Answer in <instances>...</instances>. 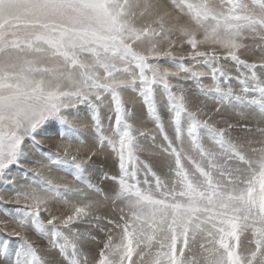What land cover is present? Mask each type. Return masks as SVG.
Returning a JSON list of instances; mask_svg holds the SVG:
<instances>
[{"label":"snow or ice","instance_id":"obj_1","mask_svg":"<svg viewBox=\"0 0 264 264\" xmlns=\"http://www.w3.org/2000/svg\"><path fill=\"white\" fill-rule=\"evenodd\" d=\"M189 84L211 113L190 106ZM128 92L159 145L132 122ZM85 119L95 148L82 157ZM53 127L61 142L45 151L38 137ZM141 137L155 159L141 158ZM29 150L47 163L25 168ZM105 153L117 168L101 176L107 190L89 178ZM0 184V212L17 225L0 264H90L88 241L102 244L91 264H264V0H0ZM55 203L70 207L57 215Z\"/></svg>","mask_w":264,"mask_h":264},{"label":"rangeland","instance_id":"obj_2","mask_svg":"<svg viewBox=\"0 0 264 264\" xmlns=\"http://www.w3.org/2000/svg\"><path fill=\"white\" fill-rule=\"evenodd\" d=\"M176 40V47L174 48V51L178 55H185L187 52L190 50L189 46L186 44L183 47H180L182 43V39L178 36L174 37ZM201 50H206L202 48ZM259 56V53L253 54L252 52L245 53L242 58H246L249 61L256 59ZM165 67H171L170 64L165 63ZM225 67L232 69L233 66L230 63L225 64ZM198 70H203L199 68V65H197ZM232 75L235 76V71L233 69ZM203 84L208 87L211 86V80L209 78H205L203 81ZM231 86L234 90L239 91V85L235 82V80L231 81ZM186 88H189V101H190V106L195 109L198 106L203 105L205 107V110L209 113H211L217 105L214 103V100L211 98H206L202 95L199 94V92L196 90V88L193 85H185ZM125 99L128 101V107L132 108L135 112L139 114V118L137 120L132 121L136 127L141 128L142 130L148 131L152 133L153 135L156 136V145H159L161 142V138L156 131L155 124L148 118L146 111L143 109L142 104L140 103L138 97L136 96L135 93L128 92L125 94ZM225 115L228 116L230 119L235 121L238 119L232 114V111L230 109H225L224 110ZM204 118V117H202ZM165 124L168 126V118L167 116H164ZM87 120L85 119L82 122H79L78 126L81 128V131L84 132V137L83 139L85 140V143L80 147V156H86L89 152H91L94 148L95 145L91 142L89 137L91 136V133L87 131ZM169 132L171 134V129L169 128ZM234 135H241L240 133H234ZM38 139L42 140V145L41 147L45 151H50V152H56L57 151V145L61 142L60 138L58 135H56V130L55 128H49L46 129L45 132L41 133V135L38 137ZM141 144L143 146L144 151L141 152V158L142 159H149L153 160L155 159L152 155V153H156L157 149L152 146V141L151 139L149 140H144L142 137L140 138ZM30 143V142H29ZM62 154V153H61ZM33 161H42L44 163H47V160L40 154V152L35 151V150H29L28 151V156L26 163L23 165L25 168H32V167H37L38 165L33 163ZM159 171V168H157ZM46 174H47V170ZM117 172V168L115 167V164L112 160L111 155L105 153V154H100L96 157H93V160L91 162V167H90V173H89V178L91 179L93 184H97L100 187L104 189H109L112 187L113 182L110 180H101V176L104 173H108L110 175H114ZM31 175V173H30ZM12 176L16 178L17 181V186L19 184H25L28 183L29 181L25 180L24 176L22 173L19 171L17 168L12 169ZM51 178L54 179L55 182H68L70 186L72 187H83V185H77L76 182L73 180V177L71 175L66 174L63 171H58L53 169L50 173ZM3 184H0V188H3ZM10 187V185H9ZM89 195H92L91 193H88ZM71 199L75 200V197H72ZM61 204V205H60ZM11 207V205H9ZM70 206L64 205L62 203H55L53 205V212L54 214H62L66 213L68 211ZM102 215H107L111 216L113 215L112 213V207L109 205L107 208H102L101 210ZM47 219V217H45ZM7 224V228L4 227V224ZM16 222L15 220L11 219L9 216L5 215L3 212H0V241L7 239L3 235L4 232H9L13 228H16ZM83 230V229H81ZM98 236H100L101 239H103V236L101 234L97 233ZM33 239H37L35 236H33ZM12 245L14 246L16 241L13 239L11 241ZM37 243L40 246V249L43 253H47L49 258L52 260L58 261L60 259L59 253L55 250H49L48 245L46 241L44 240H37ZM98 247H102L101 245H97L95 242L88 241L86 242L85 246V252L89 254V261L91 264L92 258L96 255Z\"/></svg>","mask_w":264,"mask_h":264},{"label":"bare ground","instance_id":"obj_3","mask_svg":"<svg viewBox=\"0 0 264 264\" xmlns=\"http://www.w3.org/2000/svg\"><path fill=\"white\" fill-rule=\"evenodd\" d=\"M61 205V204H60Z\"/></svg>","mask_w":264,"mask_h":264}]
</instances>
